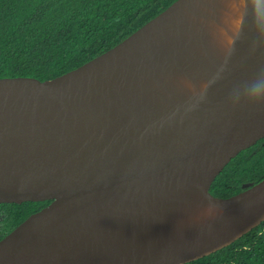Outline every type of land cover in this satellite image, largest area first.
<instances>
[{"label":"water","instance_id":"1","mask_svg":"<svg viewBox=\"0 0 264 264\" xmlns=\"http://www.w3.org/2000/svg\"><path fill=\"white\" fill-rule=\"evenodd\" d=\"M177 2L55 79L0 78V204L51 201L0 240V264H187L264 222V179L229 198L211 192L264 138V0H246L232 47L194 104L151 119L124 95L133 76L166 68L168 34L143 29ZM114 93L128 123L92 104ZM194 187L226 213L193 237L146 238L150 220Z\"/></svg>","mask_w":264,"mask_h":264},{"label":"trees","instance_id":"2","mask_svg":"<svg viewBox=\"0 0 264 264\" xmlns=\"http://www.w3.org/2000/svg\"><path fill=\"white\" fill-rule=\"evenodd\" d=\"M178 0H0V78L55 79L110 50ZM264 179V138L214 181L229 198ZM51 201L0 204V240ZM187 264H264V222L230 246Z\"/></svg>","mask_w":264,"mask_h":264},{"label":"bare ground","instance_id":"3","mask_svg":"<svg viewBox=\"0 0 264 264\" xmlns=\"http://www.w3.org/2000/svg\"><path fill=\"white\" fill-rule=\"evenodd\" d=\"M245 11L246 0H179L171 13L143 29L150 36L162 28L168 34L169 41L162 40L166 68L159 66L133 76L123 84L125 97L151 119L167 117L194 104L224 62ZM113 98V102L94 98L92 104L121 123L131 121L133 117L119 96L114 93ZM225 213L194 187L169 202L160 216L146 225L143 235L179 241L204 232Z\"/></svg>","mask_w":264,"mask_h":264},{"label":"clouds","instance_id":"4","mask_svg":"<svg viewBox=\"0 0 264 264\" xmlns=\"http://www.w3.org/2000/svg\"><path fill=\"white\" fill-rule=\"evenodd\" d=\"M261 95H264V94H261Z\"/></svg>","mask_w":264,"mask_h":264}]
</instances>
